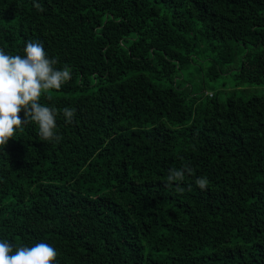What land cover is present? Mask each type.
Listing matches in <instances>:
<instances>
[{"label":"trees","instance_id":"1","mask_svg":"<svg viewBox=\"0 0 264 264\" xmlns=\"http://www.w3.org/2000/svg\"><path fill=\"white\" fill-rule=\"evenodd\" d=\"M29 40L71 79L40 100L59 142L30 123L0 151V240L55 264H264V94L207 93L264 85V0H0V49Z\"/></svg>","mask_w":264,"mask_h":264},{"label":"clouds","instance_id":"2","mask_svg":"<svg viewBox=\"0 0 264 264\" xmlns=\"http://www.w3.org/2000/svg\"><path fill=\"white\" fill-rule=\"evenodd\" d=\"M34 6L43 11L39 4ZM57 63L56 59L48 57L39 41L29 40L22 56L6 54L0 49V151L18 130L30 123L38 126V134L44 141L59 142L61 139L55 131L58 110L40 103L43 94L61 89L71 79V70L67 66L57 69ZM62 115L66 123H71L75 110L66 107ZM185 172L192 174V169L187 165L180 170L171 169L166 186L182 182ZM195 183L204 190L209 181L200 177ZM177 190L184 191L179 185ZM58 255L57 250L45 242L14 248L9 242L0 240V264H55Z\"/></svg>","mask_w":264,"mask_h":264},{"label":"rangeland","instance_id":"3","mask_svg":"<svg viewBox=\"0 0 264 264\" xmlns=\"http://www.w3.org/2000/svg\"><path fill=\"white\" fill-rule=\"evenodd\" d=\"M236 91L238 95L243 94L245 91H248L247 94L250 95H263L264 94V85H245L237 86L230 75L220 77L216 81L210 83L207 87V93H214L219 99L226 98L231 92Z\"/></svg>","mask_w":264,"mask_h":264}]
</instances>
